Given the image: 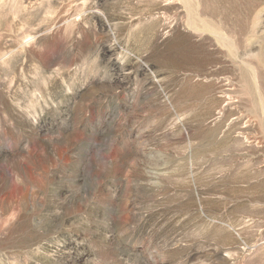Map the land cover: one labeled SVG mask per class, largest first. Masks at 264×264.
I'll return each mask as SVG.
<instances>
[{
  "label": "rangeland",
  "instance_id": "374dc122",
  "mask_svg": "<svg viewBox=\"0 0 264 264\" xmlns=\"http://www.w3.org/2000/svg\"><path fill=\"white\" fill-rule=\"evenodd\" d=\"M0 264H264V0H0Z\"/></svg>",
  "mask_w": 264,
  "mask_h": 264
}]
</instances>
